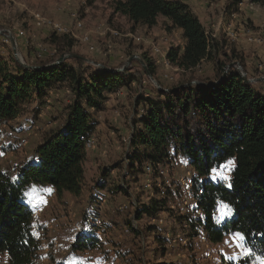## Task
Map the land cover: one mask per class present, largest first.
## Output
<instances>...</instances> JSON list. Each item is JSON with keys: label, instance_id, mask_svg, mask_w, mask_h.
I'll return each instance as SVG.
<instances>
[{"label": "trees", "instance_id": "obj_1", "mask_svg": "<svg viewBox=\"0 0 264 264\" xmlns=\"http://www.w3.org/2000/svg\"><path fill=\"white\" fill-rule=\"evenodd\" d=\"M246 0H229L238 8ZM264 7V0H247ZM113 13L135 24L153 28L164 19L166 30H181L183 46L170 48L168 61L193 71L204 61L212 62V76H201L196 83L181 82L171 87L158 86L152 95H141L138 105L144 108L126 154L127 173L138 179L158 173L160 163L181 157L195 171L193 177L194 208L198 217L183 215L182 224L190 226V236L202 232L210 243L226 236L243 237L248 256L225 264H252L264 259V90L247 82L236 66H230V55L212 39L193 8L182 0H115ZM58 44L50 60L25 67L16 56L9 60L0 53V122L15 119L26 101L34 97L43 101L51 89L69 90V103L62 126L49 132L36 147V154L23 162L15 174L0 164V252L7 253L10 264H36L41 243L34 229L35 209L31 188L52 187L61 197L69 192L80 196L84 188L86 142L97 133L98 112L104 109L108 94L130 86L139 77L128 68L119 70L74 52L68 33L51 29ZM55 49H49L51 52ZM63 55L67 59L58 63ZM40 56V59H44ZM226 58V59H225ZM148 69L154 66L146 59ZM248 75V74H247ZM234 160L228 181L214 179L212 172ZM103 172V178L109 174ZM230 185V186H229ZM98 183L97 190L104 189ZM111 193L124 192L122 186L106 188ZM163 196L137 207L135 215L149 222L159 219L168 209ZM222 208L228 210L219 216ZM135 234L153 231L152 225L136 229ZM158 238V237H157ZM158 239L164 240L159 236ZM94 234L79 235L71 245L75 254L101 246ZM140 258V257H139ZM141 259V258H140ZM156 264H175L161 262Z\"/></svg>", "mask_w": 264, "mask_h": 264}, {"label": "rangeland", "instance_id": "obj_2", "mask_svg": "<svg viewBox=\"0 0 264 264\" xmlns=\"http://www.w3.org/2000/svg\"><path fill=\"white\" fill-rule=\"evenodd\" d=\"M114 1L0 0V53L9 62L10 55L28 64L50 60L48 56L40 59L41 52L58 50L59 46L50 36V27L36 24L35 15L65 25L72 21L75 12L83 23L76 31L82 38L87 34L89 41L72 40L66 44H71L74 52L109 64L117 71L128 68L140 79L108 94L104 109L98 112L96 145L87 150L82 194L75 196L65 192L59 197L51 187L31 188L28 198L32 199V205L35 204L34 229L41 243L36 264L238 263L249 255L238 235L210 243L202 232L198 237L190 236V226L181 223L183 215L197 218L199 214L198 211L193 213L195 171L187 160L177 157L169 163H160L157 174L153 175L147 169V174L138 179L127 173L126 168V154L131 149L132 137L136 128L142 126L139 120L144 108L137 104L139 97L152 95L151 90L160 85L171 87L191 80L196 83L201 76H212L213 63L204 61L193 71L172 65L167 54L170 48L184 45L181 30H166L163 18L153 28L135 25L128 18L113 13ZM195 1V12L208 35L230 55V66L237 69L241 66L250 79H256L251 81L254 87L264 89V85L257 84L258 78L264 81V44L247 41L254 33L264 35L261 30L264 7L255 4L251 8L247 0L242 1L243 5L240 2L238 8L229 0ZM9 32L16 40L15 49L12 40L7 43L3 39ZM153 46L159 49L158 53L153 52ZM147 58L154 66V74L148 69ZM235 62L239 65H234ZM51 90V95H47L50 103L46 106L34 97L15 119L0 122V161L6 169L15 171L32 157L34 147L46 134L62 126L69 90ZM233 165L234 160H229L215 169L213 178L228 181ZM107 168L109 174L103 178ZM182 178L188 179L190 191L182 185ZM98 183H104L105 188L97 190ZM119 186L127 193L113 194L106 190ZM34 192L37 193L32 194ZM163 196L168 197L170 210L161 213L159 219L149 222L145 215L142 219L136 218L137 207ZM226 213L228 210L222 208L219 216ZM129 222L141 231L150 225L154 229L135 234ZM92 233L98 237L101 246L78 254L71 251V245L79 235ZM159 236L164 240L158 239ZM0 264H10L7 253L0 252ZM252 264H264V259L255 258Z\"/></svg>", "mask_w": 264, "mask_h": 264}, {"label": "built area", "instance_id": "obj_3", "mask_svg": "<svg viewBox=\"0 0 264 264\" xmlns=\"http://www.w3.org/2000/svg\"><path fill=\"white\" fill-rule=\"evenodd\" d=\"M243 3L244 2H241L240 4L243 5ZM249 5L251 6V8H253V6L255 4L249 3ZM72 17H73V19H72V21H70L71 23L69 22V24H65V25L61 24L59 22L53 21L52 19H47L46 17H44L40 14L35 15V21H36V24L38 26L50 27L51 29L57 31L58 33H68L75 40L89 41V36L87 34L83 35V38H82V35H79L78 32L76 31L83 26L82 21L79 19V17L76 15L75 12L72 13ZM262 31L264 32V26H263ZM259 33L260 34L254 33L255 36L252 35V36L248 37L247 41L251 42V43H255V44H264V35L262 32H259ZM115 34H117V32H115ZM12 38H13V34L11 32H9L8 34L5 33L3 36L4 41L7 43H9V41L12 40ZM91 49H93V46L91 47ZM46 52L49 53L50 55H53L56 52V50L48 52L47 49H44L41 52L40 56L45 55ZM153 52L158 53L159 49L157 47L153 46ZM260 67H262V66H260ZM51 93H52V90H50L47 95H51ZM47 95H46L45 99H43V101H40L44 104V106H46L47 103H50L49 96H47ZM25 143H26V141H25ZM95 145H96V136L94 135L86 142V148H87V150H89L90 148L95 147ZM148 170L151 171V168L148 167ZM181 182H182V185L184 187H186V191H190V188L187 186L188 179L182 178ZM188 185H189V183H188ZM191 185H192V183H191ZM198 212L200 213V210Z\"/></svg>", "mask_w": 264, "mask_h": 264}, {"label": "crops", "instance_id": "obj_4", "mask_svg": "<svg viewBox=\"0 0 264 264\" xmlns=\"http://www.w3.org/2000/svg\"><path fill=\"white\" fill-rule=\"evenodd\" d=\"M182 1H184V2H186V3H188L189 5H191L192 7H193V10L194 11H196V8L194 7L195 5H196V1L195 0H182ZM197 12V11H196ZM263 24H264V21L262 22ZM264 26V25H263ZM262 30V29H261ZM259 80L257 81V84H260L259 86H262V85H264V81H262V78H258ZM259 89H263V88H261V87H259ZM264 90V89H263ZM30 102H32V100H29V101H26L24 104H22V108H24L27 104H31ZM68 102H69V98H68ZM56 104V103H55ZM21 108V109H22ZM50 114V113H49ZM66 117V113H65V115H64V118ZM63 123V122H62ZM39 144V143H38ZM37 144V145H38ZM37 145L34 147L35 149H36V147H37ZM35 154H36V150H35V152H34V154L32 155V157H34L35 156ZM31 159V158H30ZM0 164H1V166H2V163H1V161H0ZM4 169H6L4 166H2ZM6 170H8V169H6ZM10 171H13V170H10ZM12 173H14L15 174V171H13ZM45 188H47V187H45ZM48 188H50V187H48ZM52 188V187H51ZM42 190L44 189V188H41ZM52 190H53V192H55V190L52 188ZM37 192H34V193H32V194H36ZM34 200V199H33ZM31 202H32V199H31ZM34 202V201H33ZM33 205H35L34 203H33ZM35 214H37V212H35L34 213V218H35Z\"/></svg>", "mask_w": 264, "mask_h": 264}, {"label": "water", "instance_id": "obj_5", "mask_svg": "<svg viewBox=\"0 0 264 264\" xmlns=\"http://www.w3.org/2000/svg\"><path fill=\"white\" fill-rule=\"evenodd\" d=\"M12 44H13V47H14V49H15V47H16V40H15V38L13 37L12 38ZM67 56H69V55H63L59 60H58V63L59 62H62L64 59H65V57H67ZM18 59V58H17ZM19 60V59H18ZM141 62H142V64L144 65V67H145V62H144V60L143 59H141ZM25 67H31V65L30 64H28V63H22ZM234 65H239V63L238 62H235L234 63ZM239 68V67H238ZM240 71H242L241 70V66H240V69H239ZM242 76H243V78L247 81V82H249V83H251V81H256V79H250L248 76H247V74H246V72H244V71H242ZM259 80V79H258Z\"/></svg>", "mask_w": 264, "mask_h": 264}, {"label": "snow or ice", "instance_id": "obj_6", "mask_svg": "<svg viewBox=\"0 0 264 264\" xmlns=\"http://www.w3.org/2000/svg\"><path fill=\"white\" fill-rule=\"evenodd\" d=\"M213 171H215V170H213ZM230 186V185H229ZM241 239H243V237H241Z\"/></svg>", "mask_w": 264, "mask_h": 264}]
</instances>
